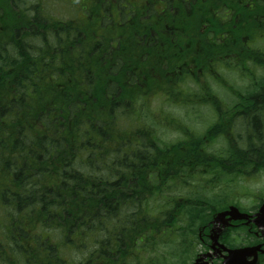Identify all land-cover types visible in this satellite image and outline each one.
<instances>
[{
	"label": "trees",
	"instance_id": "trees-1",
	"mask_svg": "<svg viewBox=\"0 0 264 264\" xmlns=\"http://www.w3.org/2000/svg\"><path fill=\"white\" fill-rule=\"evenodd\" d=\"M54 1L75 17L53 16L52 0H0V264H190L214 212L246 210L236 197L247 177L264 174V140L256 116L229 131L235 106L215 107L214 76L191 99L172 85L186 80L183 63L198 71L214 56L202 24L241 38L258 28L264 0ZM185 5L198 6L186 21L170 10ZM233 51L244 65L243 50ZM231 78L222 81L231 103L264 102L252 94L257 80L241 93ZM192 82L204 86L197 73ZM224 241L254 238L238 227Z\"/></svg>",
	"mask_w": 264,
	"mask_h": 264
},
{
	"label": "flooded vegetation",
	"instance_id": "flooded-vegetation-1",
	"mask_svg": "<svg viewBox=\"0 0 264 264\" xmlns=\"http://www.w3.org/2000/svg\"><path fill=\"white\" fill-rule=\"evenodd\" d=\"M181 2L184 3H189L190 0H181ZM199 4L202 3H210L209 0H201L198 2ZM157 5V4H156ZM163 6L161 5V3L158 2V8L159 10L162 8ZM198 7V6H197ZM197 7H192V6H187L185 5L184 7L182 6H177L176 8L170 9L175 15H180V14H186L182 17V19H184L185 21L189 18V16L187 15H191L192 13H194L197 9ZM121 11L117 14L118 16H121ZM161 13V12H160ZM126 14V13H125ZM126 15H130V14H126ZM257 17L255 18V20H257V26L258 28L256 29V27H247L243 30L242 34H237L235 33V36H240L241 38H230L228 39L227 34L229 33L228 30H222L219 33L217 32L216 28H209L208 25L209 24H202L201 28L199 29V34L202 36H206L205 38H207V41L209 43V45L206 46V48L211 49L213 48L215 53L213 58L211 59V62L208 64H203L200 65L198 69V71H194V67L191 68V63H190V59H189V63L186 62L187 64L183 63V67L187 70V75L185 74V76H182L184 74H182V66H180L178 68V77L181 76L182 79H186L183 80V82L181 83L180 81H175L172 85V89L175 90V93L179 94L180 90H182L184 93H187L188 95H186L187 97L189 95H192L195 93H197L198 91H200V93H204L205 92V76L208 75H212L214 76V78L218 79L219 82L214 81L212 82V86H211V90L215 91L216 94H221L224 95L225 97L222 98L223 102L215 105V107H219L220 109L226 108V107H231V106H235L234 108H232V111L229 114H226L227 117H225V120L228 119L229 121H231L232 123L230 124V128L229 131L231 133L235 132L236 130L239 129V124L237 123V120L241 121L242 120H249L251 121L252 118L254 116H256L259 120L260 126L262 128V135L258 136V140H264V102H260L258 101L255 104L249 105L247 103L244 102H240L238 104H233L231 102H225L224 100H226L227 96L232 97L231 100H233V93H229L228 90H230L229 84L228 88H225L226 85H224L222 83V81L224 80L223 77H225L226 79L231 76L233 78V80H235V87H239L242 88V92L244 93V91L247 89L249 90L250 88L248 87L249 84L251 83V81L253 80H257V85L253 86L252 88V94L256 95V94H264V83H261L260 77L264 74L263 72V67H264V63H263V58L264 55H262V52H264V15L262 13H257L256 15ZM125 19V18H124ZM179 19V18H178ZM118 24H120L121 18L118 17ZM130 21V18L127 17L125 19V22L128 23ZM173 21H177V18L173 19ZM177 23V22H176ZM183 25L180 24H176V28L180 31H184V28H180ZM252 36V38H251ZM113 43L116 44V40L113 41ZM177 48L178 51L177 53H182L184 57H188V53H185L183 51H181V47L179 44H177ZM220 49L221 48L225 51V55L221 54H216V49ZM236 48V50L238 51L239 54H241L239 51L243 52V56L242 59L243 61H245V64L243 65L241 63V65H239V58L236 57L237 52L233 51V49ZM249 52H252L254 55H247ZM258 55V59H255L254 56ZM249 56V57H247ZM217 59L221 60V63L215 62ZM262 59L263 61H261L260 63H263L261 65H255L257 63V60ZM177 72V71H176ZM176 72L174 74V76L176 75ZM197 73L198 75V80L200 84H204V86H201L200 88L196 87L192 80L194 78V74ZM186 81V82H185ZM166 81H164V83H166ZM173 79L169 80V83H172ZM224 82V81H223ZM262 86V87H261ZM182 98H180V100H182ZM188 99H191V97H188ZM191 103L188 104V106H190ZM201 106H208L210 107L209 111V116L213 117V119L216 120V117L218 115H216L215 113V109L213 105H201ZM182 107V106H181ZM201 115V114H200ZM220 118V116H218ZM253 124L249 125L248 129L250 130V126H252ZM224 140L223 136L220 135V137H218L217 141L218 142H222ZM256 154H258V152H255ZM264 156V153H261ZM255 155V154H254ZM211 221V220H210ZM232 224V225H231ZM231 224L227 227H224L223 229H221L220 231V235H219V242L220 243H224V239L223 237L226 235L227 233V229L230 227H234V226H238L240 224L248 227V229L250 230L252 237L254 238V243L253 244H261L263 243V238L261 237L260 233L256 230V228L254 227V225L252 223H249L247 225H245L243 222L240 221H232ZM221 225H218V227H220ZM252 227H254V229H252ZM212 228V225L209 224V229L208 231ZM205 236H207V233H203ZM210 241H205L202 244V252H208L210 251V247H209ZM262 248H264V245L261 246ZM212 254L215 253V255L212 256L213 258V262L214 263H220L222 261V257L223 255L226 254L225 251H223L222 249H217V250H211L210 251ZM260 257L264 254H258Z\"/></svg>",
	"mask_w": 264,
	"mask_h": 264
},
{
	"label": "water",
	"instance_id": "water-1",
	"mask_svg": "<svg viewBox=\"0 0 264 264\" xmlns=\"http://www.w3.org/2000/svg\"><path fill=\"white\" fill-rule=\"evenodd\" d=\"M249 220L252 219V221L255 223V225L262 229L264 227V203L260 205L257 212H255L253 215H248L247 213L240 212L235 206H229L227 210L221 211L216 213L214 216L212 223L214 224H223V226L228 225V221L231 220ZM219 229L217 231L211 232L209 237L212 241L211 247L213 248L215 244H217V238L219 234ZM261 234L264 236V231H261ZM221 248L227 251V255L224 257V260L221 264H256L257 261V253L258 251L264 252V250H260V246H246L241 248H234V249H228L224 247L223 245H220ZM206 257L211 258L210 253H204L198 255L192 264H214L210 262V259L207 260ZM248 257H252V259L249 261L247 260Z\"/></svg>",
	"mask_w": 264,
	"mask_h": 264
},
{
	"label": "rangeland",
	"instance_id": "rangeland-1",
	"mask_svg": "<svg viewBox=\"0 0 264 264\" xmlns=\"http://www.w3.org/2000/svg\"><path fill=\"white\" fill-rule=\"evenodd\" d=\"M77 1L78 0H76L75 2H77ZM45 7H46V10H48L53 16H57L58 18L70 19L71 17L72 18L75 17V16H73L74 11H73V7H72V5L70 3H68V6L66 7L64 4L63 5L59 4L58 1L55 3V1L52 0L51 4H49V6L45 5ZM50 7H51V9H50ZM84 17H85L84 15H78L77 18H78V20H83ZM179 95H188V94L184 93L182 90H180ZM224 97L225 96L223 95V98ZM231 99H232V97L227 96L226 100H224V101L225 102H231ZM163 100H164V96L163 95L162 96H157L156 95V96L153 97V102L155 104H160L161 103L160 101H163ZM178 112L179 113H184L183 110L179 109V108H178ZM169 135L173 136L172 134H169ZM241 184L247 190L246 192L251 193V194H253V195H255L257 197V196H259V194H263L264 193V174L254 175V177H252V178L249 177L245 181H243ZM244 188L240 189L238 191V194L245 193V189ZM220 193H222V192L220 191ZM252 197H254V196H252V195H242V196L238 197V200L241 202V204L243 206H245L246 208H249L250 206H252L253 204L256 203V202L252 203ZM228 198H229V196H228ZM196 250L198 252H202L201 248L198 246V244H196ZM175 260H176V258L173 259L170 262V264H174Z\"/></svg>",
	"mask_w": 264,
	"mask_h": 264
}]
</instances>
